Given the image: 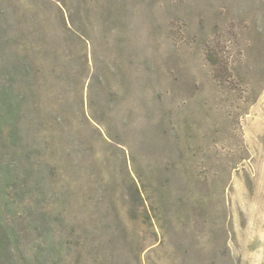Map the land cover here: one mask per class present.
<instances>
[{"label": "rangeland", "instance_id": "obj_1", "mask_svg": "<svg viewBox=\"0 0 264 264\" xmlns=\"http://www.w3.org/2000/svg\"><path fill=\"white\" fill-rule=\"evenodd\" d=\"M0 264H264V0H0Z\"/></svg>", "mask_w": 264, "mask_h": 264}]
</instances>
